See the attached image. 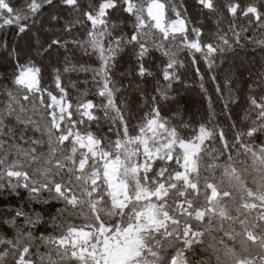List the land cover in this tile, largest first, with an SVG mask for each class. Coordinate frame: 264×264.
<instances>
[{
	"label": "snow or ice",
	"instance_id": "snow-or-ice-1",
	"mask_svg": "<svg viewBox=\"0 0 264 264\" xmlns=\"http://www.w3.org/2000/svg\"><path fill=\"white\" fill-rule=\"evenodd\" d=\"M0 200V264H264V0H0Z\"/></svg>",
	"mask_w": 264,
	"mask_h": 264
},
{
	"label": "trees",
	"instance_id": "trees-1",
	"mask_svg": "<svg viewBox=\"0 0 264 264\" xmlns=\"http://www.w3.org/2000/svg\"><path fill=\"white\" fill-rule=\"evenodd\" d=\"M179 2V0H177ZM187 3L189 5L190 11L193 8V0H187ZM240 53V59L245 64H255L258 60L261 59V56L258 52H255L251 49H238L237 50ZM133 64L135 63L134 60L131 61ZM128 57L125 55L121 60L116 64V67L114 69V75H116L117 79L123 80L127 82V80L131 79L132 77L128 76ZM223 67V64H220V68ZM123 74V75H120ZM209 91L212 90L213 85L209 83L207 85ZM237 87H239L237 85ZM195 97V99H194ZM178 101H180V108L181 112L184 114V120L185 121H198L200 119V115H198V111L201 109V104L198 102L199 97L195 96V93H185L183 91L180 92V94L176 97ZM243 103V101H241ZM222 106L221 102L217 103V111L219 112L220 107ZM167 119V117H165ZM214 125H219L224 128L225 132L229 135L231 134V122L228 120H225L223 116H218L215 121H213ZM5 203L4 200H0V204Z\"/></svg>",
	"mask_w": 264,
	"mask_h": 264
}]
</instances>
